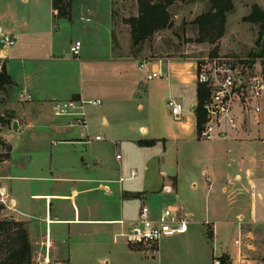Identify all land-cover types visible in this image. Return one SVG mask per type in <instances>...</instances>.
<instances>
[{"label":"crops","instance_id":"1","mask_svg":"<svg viewBox=\"0 0 264 264\" xmlns=\"http://www.w3.org/2000/svg\"><path fill=\"white\" fill-rule=\"evenodd\" d=\"M22 2L29 6L19 5ZM52 4L53 0H0V28L15 39L10 47L0 43V60L13 80L12 115L0 123V138L11 146L9 157L0 161V199L10 206L8 218L26 223L32 253L43 258V264H163L166 247L177 260L180 247L173 236L162 238L151 250L130 244L125 234L138 216H132L130 202L161 193L166 184L178 200L179 173L162 171L163 177L148 189L145 178L134 183L139 173L123 161L119 143L138 153L146 148L139 143L145 140L178 143L194 133L195 139L208 141L197 136L195 61L150 57L147 67L140 68L142 57L132 51V45L122 49L114 43L113 0H71L70 17H54ZM259 5L264 9V3ZM76 40L82 42L78 56L71 52ZM152 70L164 77L147 79H157L156 87H163L166 106L171 98L184 104L183 120L188 122L168 138L126 135L115 139L109 133L121 125L128 127L126 134L133 132L140 99L150 103L152 92L141 76ZM21 94L32 98L23 99ZM70 99H100L101 104H85L87 124L80 125L76 115L54 112L57 103ZM140 128L146 130L143 125ZM107 142L116 145L114 158L105 153ZM260 147L258 141L236 140L235 168L224 170L226 180L218 184L219 189L217 178L204 170L205 219L198 194L180 205L172 204L191 214L188 231L175 234L182 236L190 263L204 248L214 264L217 258L220 264H264V174L257 169ZM111 160L118 164L117 176L111 173ZM131 169L137 176L120 181ZM190 187L196 190L198 183L192 181ZM215 190L226 196V203L212 197ZM49 224L58 227L56 233L53 227L49 231ZM226 229L233 230V240L225 237Z\"/></svg>","mask_w":264,"mask_h":264},{"label":"rangeland","instance_id":"2","mask_svg":"<svg viewBox=\"0 0 264 264\" xmlns=\"http://www.w3.org/2000/svg\"><path fill=\"white\" fill-rule=\"evenodd\" d=\"M233 3L234 10L227 14L225 32L216 43L198 42V26L194 23L195 18L199 14L210 8L211 0H178L169 7L172 26L156 31L152 37L134 46L131 37V27L125 22V19L133 15H138L137 0H113L114 43L121 47L132 45V51L139 53L138 56L142 57V59L150 57H173L180 60L195 61V64L197 62H204L208 57L216 56V54L213 55L211 53L216 49L217 55L219 56H232L237 58L238 64L235 65V68L250 81L255 79L264 80V44L263 42H258L260 26L259 24L243 21V17L248 14L252 3L263 4L264 0H233ZM23 4V2L21 4L19 3L21 6ZM26 6H29V4H24V7ZM128 50L125 49L126 52ZM146 74L144 73L141 77H143V82L147 83L146 89L152 92V99L150 103L147 100L140 99L142 107H140L135 116L137 122L134 124L133 132L130 130L126 134L128 127L121 125L119 130L109 133L115 139H121L124 136L126 137V135H134L143 139L148 136L168 138L171 131L180 132L183 124L188 122L187 119L178 121L173 118L169 107L166 106L163 99V87H156L158 86L157 79L148 80ZM161 80L164 81L166 79ZM10 88L11 86L7 85L5 90H0V120L3 119V122H8L10 115H12L10 112L11 109L9 108V103L12 100ZM90 108L93 107L91 106ZM102 108L98 110H102ZM188 113L190 111L186 112V114ZM142 125L146 130L141 131L140 127ZM109 134L104 133L107 138L110 137ZM188 137V140L178 143L173 140L156 141L155 144L142 148L138 153L131 147L120 146L119 143V151L125 157L123 161L130 168H136L139 173L132 182L136 183L140 178H145L147 184L144 187L148 189V185H156L159 182L160 175L164 170L167 173H179V179H181L178 189V200L174 199L171 191L166 190H163L161 193H152L146 199H141L140 197L130 202L133 217L137 216L143 200L152 209L160 211L175 203L180 205V201L192 199L194 194H198V201L201 204L199 208L201 209L203 219H205L204 204L207 190L204 186V170L207 171L209 176H215L217 178L216 185L225 181L226 173L224 170L231 169L232 171L233 163L236 161V140H252L262 143V147L259 148L261 149L260 153L257 155V161H259L257 169L264 174V98L262 99V112L259 115V121L257 123L254 122L253 116L244 117L237 131L229 132V135L222 137L225 139L224 141H214L217 138L208 141H199L194 138V133ZM106 144L107 149L105 153L107 155L111 154V158H114L113 153L116 150L115 143L107 142ZM5 152V148L0 146V154ZM163 152H165L164 155H161ZM110 163L112 165V175L117 176L119 174L117 170L118 164L114 160H111ZM145 165L148 167V170L143 171ZM161 177L163 176L161 175ZM192 181L198 183L196 190H192L190 187ZM138 185L139 187L142 186L140 183ZM219 187L218 185V189ZM214 196H217L223 204L226 203V196L220 195L217 190L212 194V197ZM8 208L10 206H7L6 202L0 199V220L11 217ZM200 211L198 212L200 213ZM188 214L191 216L190 213ZM52 227L53 233H56L58 227L49 224V231L52 230ZM15 230H17V227H14L11 232H1L0 254L4 253V248L8 243L7 235L15 232ZM233 234V230L229 231L226 229L225 237L228 238V241L230 239L233 240ZM181 237L179 235H173L171 237V239L175 240L174 242L179 243L177 244L180 247L177 260H173L171 250L169 251V247H166L163 264H176V262L177 264H214V258L204 248L201 251V255L198 258L191 259L192 261L190 263L187 259L188 256H186L185 243L179 239ZM196 239L198 238L194 240ZM217 254L219 252H216L214 257H217ZM43 261V258H39V255L32 253L31 264H43Z\"/></svg>","mask_w":264,"mask_h":264},{"label":"built area","instance_id":"3","mask_svg":"<svg viewBox=\"0 0 264 264\" xmlns=\"http://www.w3.org/2000/svg\"><path fill=\"white\" fill-rule=\"evenodd\" d=\"M0 43L5 47L14 45L15 39L8 32L0 28ZM82 42L76 40L71 46L73 55L78 56ZM150 58L140 60V68H146ZM238 59L232 56H211L204 62L196 63L195 80L203 84L208 90V97L203 103L206 113L204 123L197 129V136L201 140H213L229 135L239 129L242 119L253 116V121H259L262 112V99L264 98V80L250 81L245 75L238 72L235 65ZM4 69V62L0 60V72ZM148 79L163 78L164 74L158 70H152ZM21 98L31 100V94H21ZM85 104H101V100L70 99L59 102L54 107L56 115L74 114L75 121L80 125H86L87 119L83 110ZM173 118L180 121L185 117L184 104L171 98L168 101ZM100 136H96L99 139ZM118 159L121 154L116 155ZM137 176L134 169L128 175L120 177V181L133 179ZM171 186L166 184L163 190L170 191ZM4 202V199H1ZM123 223V220H120ZM191 222L190 215L177 205H169L160 211H154L145 201L139 209L138 216L133 226L126 233L128 242L134 246H142L155 250L163 237L185 233ZM239 242V240H237ZM216 264L221 260L217 258Z\"/></svg>","mask_w":264,"mask_h":264},{"label":"trees","instance_id":"4","mask_svg":"<svg viewBox=\"0 0 264 264\" xmlns=\"http://www.w3.org/2000/svg\"><path fill=\"white\" fill-rule=\"evenodd\" d=\"M176 1L178 0H137L138 15L125 19V22L131 27V37L134 46L152 37L156 31L172 26L169 7ZM52 6L54 17H70L71 0H53ZM233 10V0H211L210 8L199 14L194 20V23L198 26L197 41L216 43L225 32L227 14ZM243 21L259 24L258 42H263L264 44V9L258 3H253L249 14L243 17ZM211 53L217 55V50L215 49ZM11 84H13V80L4 68L0 72V90H5L6 86ZM208 95L207 88L203 84H198V104L195 107L197 129L200 128L206 119L203 103ZM0 122H3V119ZM155 142V139H151L140 141L139 143L140 145L150 146L155 144ZM0 146L6 150L5 153L0 154V161H3L9 157L11 146L1 138ZM14 227H17V230L7 235L8 243L4 248V253L0 254V264H31L32 248L28 227L25 222L11 218L0 220V238L2 236L1 232H11Z\"/></svg>","mask_w":264,"mask_h":264},{"label":"water","instance_id":"5","mask_svg":"<svg viewBox=\"0 0 264 264\" xmlns=\"http://www.w3.org/2000/svg\"><path fill=\"white\" fill-rule=\"evenodd\" d=\"M14 125H15V126L17 125V121L14 122Z\"/></svg>","mask_w":264,"mask_h":264}]
</instances>
